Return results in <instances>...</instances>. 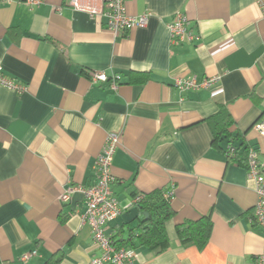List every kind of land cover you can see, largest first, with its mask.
Listing matches in <instances>:
<instances>
[{
    "label": "crops",
    "instance_id": "1",
    "mask_svg": "<svg viewBox=\"0 0 264 264\" xmlns=\"http://www.w3.org/2000/svg\"><path fill=\"white\" fill-rule=\"evenodd\" d=\"M125 10L148 14L146 25L115 33L104 16L68 0L31 9L0 0V66L26 86L18 94L0 85V260L88 264L99 256L78 187L94 184L97 158L116 134L111 190L122 212L107 235L125 240L135 230V195L174 189L169 247L120 246L134 249L137 264H253L264 235L252 221L246 157L253 147L264 161V136L254 130L264 115V17L254 0H126ZM177 13L193 40H170ZM92 71L119 74L117 89L92 83ZM178 77L218 79L181 91ZM221 109L232 123L214 143L208 120ZM204 215L207 244L182 243L176 226Z\"/></svg>",
    "mask_w": 264,
    "mask_h": 264
},
{
    "label": "built area",
    "instance_id": "2",
    "mask_svg": "<svg viewBox=\"0 0 264 264\" xmlns=\"http://www.w3.org/2000/svg\"><path fill=\"white\" fill-rule=\"evenodd\" d=\"M30 9L39 5L43 0H22ZM126 0H68V5L76 11L87 13L90 17L101 15L106 18V27L115 33L129 30L133 27L146 25L148 14L131 17L126 14ZM256 6L264 16V0H254ZM168 35L172 43L181 44L194 38L188 28V19L181 13H177L167 24ZM217 77H208L197 81L195 77H178L174 85L178 90L209 88ZM90 80L94 84L108 83L112 89H117L120 81L119 74L107 75L104 71H92ZM0 85L20 94L26 90V86L3 75L0 66ZM254 130L260 136H264V115L254 124ZM119 145V136L110 134L103 146L102 153L98 156L95 164V182L87 187H78L82 193L86 209L82 221L86 224L92 236V240L100 250L99 256L92 259L88 264H137L136 253L132 248L117 247L111 236L105 230L109 222L116 219L122 212V208L115 199L111 190L114 177L110 171L112 158ZM247 175L255 183L256 202L252 211V221L262 230L264 235V161L260 160L256 149L249 147L246 158ZM73 189H71L72 191ZM70 190L64 191L61 201L70 199ZM174 189L169 188L165 197L171 199ZM139 197L133 199V203ZM36 256V251H29L20 256L22 263ZM253 264H264V246L256 255Z\"/></svg>",
    "mask_w": 264,
    "mask_h": 264
},
{
    "label": "trees",
    "instance_id": "3",
    "mask_svg": "<svg viewBox=\"0 0 264 264\" xmlns=\"http://www.w3.org/2000/svg\"><path fill=\"white\" fill-rule=\"evenodd\" d=\"M214 135V143L227 133L232 123L229 113L221 109L217 116L208 120ZM247 158V157H246ZM167 189H155L149 193L137 194L134 198L139 200L134 203L139 219L135 230L125 240H114L117 247L121 245L134 246L135 242L140 245L157 249L158 252L166 250L170 241L166 232V222L175 214L169 198L165 197ZM147 213V216L145 215ZM212 231V221L209 215H204L196 221H186L176 226V233L182 243H193L198 248L204 247ZM113 239V238H112ZM60 258L53 257L48 264H59ZM0 264H3L0 260Z\"/></svg>",
    "mask_w": 264,
    "mask_h": 264
},
{
    "label": "bare ground",
    "instance_id": "4",
    "mask_svg": "<svg viewBox=\"0 0 264 264\" xmlns=\"http://www.w3.org/2000/svg\"><path fill=\"white\" fill-rule=\"evenodd\" d=\"M260 10V9H259ZM262 14V13H261ZM263 16V15H262ZM264 17V16H263ZM111 167V166H110ZM110 171H111V169H110Z\"/></svg>",
    "mask_w": 264,
    "mask_h": 264
},
{
    "label": "water",
    "instance_id": "5",
    "mask_svg": "<svg viewBox=\"0 0 264 264\" xmlns=\"http://www.w3.org/2000/svg\"><path fill=\"white\" fill-rule=\"evenodd\" d=\"M145 215L147 216V213Z\"/></svg>",
    "mask_w": 264,
    "mask_h": 264
}]
</instances>
